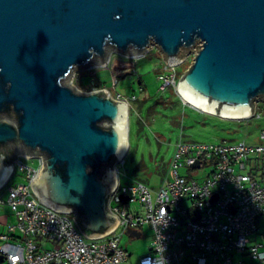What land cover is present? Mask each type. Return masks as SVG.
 I'll list each match as a JSON object with an SVG mask.
<instances>
[{
  "label": "water",
  "instance_id": "water-1",
  "mask_svg": "<svg viewBox=\"0 0 264 264\" xmlns=\"http://www.w3.org/2000/svg\"><path fill=\"white\" fill-rule=\"evenodd\" d=\"M152 46L169 65L196 49L176 90L203 110L237 120L264 100V0H0V186L18 154L41 156L38 199L87 237L111 231L129 105L72 76Z\"/></svg>",
  "mask_w": 264,
  "mask_h": 264
},
{
  "label": "built area",
  "instance_id": "built-area-1",
  "mask_svg": "<svg viewBox=\"0 0 264 264\" xmlns=\"http://www.w3.org/2000/svg\"><path fill=\"white\" fill-rule=\"evenodd\" d=\"M186 56L172 65L163 59L164 71L157 74L162 90L172 86L179 95L177 68ZM100 88L107 89L92 90ZM257 101L253 114L242 119L260 117ZM259 138V143L179 139L155 189L139 179L122 181L121 156L113 164L116 186L107 203L119 222L94 238L79 230L75 210L58 211L38 199L30 183L41 156L18 154L0 186V209L9 208V220L0 222V264H123L130 253L120 245V236L142 237L145 225L152 236L137 264H264V127ZM30 158H37V166L22 160ZM16 166L28 183L12 181Z\"/></svg>",
  "mask_w": 264,
  "mask_h": 264
},
{
  "label": "rangeland",
  "instance_id": "rangeland-1",
  "mask_svg": "<svg viewBox=\"0 0 264 264\" xmlns=\"http://www.w3.org/2000/svg\"><path fill=\"white\" fill-rule=\"evenodd\" d=\"M193 50L177 68L179 76L191 63ZM161 55L158 48L152 46L131 63V56L112 51L106 66L78 69L72 76V84L80 90L90 91L95 86L106 87L112 96L118 92L128 98V149L119 175L122 181L139 179L154 189L158 187L161 173L173 157L179 139L203 143L223 140L259 143L260 129L264 127L262 100L257 101L260 117L236 120L191 107L182 102L172 86L162 90V80L157 78L158 72L164 71ZM138 76L142 80L141 85ZM92 78L102 83L95 85L91 83ZM22 160L26 165L38 164L37 158ZM202 174L204 173L198 176ZM12 181L28 183L24 172L18 166ZM3 197H7L5 191ZM8 211V207L0 209V222L9 220V216L5 214ZM10 218L13 219L11 213ZM144 231L145 234L139 238H131L126 232L120 236V245L130 253L123 264H137L139 255L148 250L152 231L147 225L144 226Z\"/></svg>",
  "mask_w": 264,
  "mask_h": 264
},
{
  "label": "bare ground",
  "instance_id": "bare-ground-1",
  "mask_svg": "<svg viewBox=\"0 0 264 264\" xmlns=\"http://www.w3.org/2000/svg\"><path fill=\"white\" fill-rule=\"evenodd\" d=\"M181 97H182V99H183L185 102L191 104L192 106L198 108L200 111H203V112H205V113L215 114V115H218V116H220V117H222V118H238V117L222 116V115H219V114H216V113L210 112V111L203 110V109L199 108L198 106H196V105L190 103V102H189L188 100H186L183 96H181ZM125 104H126V108H127V105H128L127 102H125ZM127 125H128V120H126V129H127ZM127 142H128V140H127Z\"/></svg>",
  "mask_w": 264,
  "mask_h": 264
},
{
  "label": "trees",
  "instance_id": "trees-1",
  "mask_svg": "<svg viewBox=\"0 0 264 264\" xmlns=\"http://www.w3.org/2000/svg\"><path fill=\"white\" fill-rule=\"evenodd\" d=\"M178 75H180V73L178 74ZM138 78V81H139V84L141 85L142 84V80H141V78L138 76L137 77ZM92 80H93V82H91V83H93V84H95V85H98V84H101L102 82H100V81H97L95 78H92ZM91 80V81H92ZM90 83V84H91ZM85 87V86H84Z\"/></svg>",
  "mask_w": 264,
  "mask_h": 264
}]
</instances>
